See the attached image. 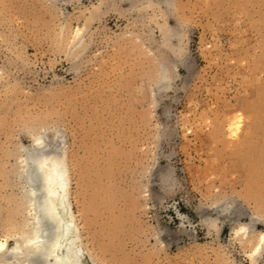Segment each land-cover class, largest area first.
Wrapping results in <instances>:
<instances>
[{
	"label": "rangeland",
	"instance_id": "1",
	"mask_svg": "<svg viewBox=\"0 0 264 264\" xmlns=\"http://www.w3.org/2000/svg\"><path fill=\"white\" fill-rule=\"evenodd\" d=\"M36 132L84 264H264V0H0L9 247Z\"/></svg>",
	"mask_w": 264,
	"mask_h": 264
},
{
	"label": "bare ground",
	"instance_id": "2",
	"mask_svg": "<svg viewBox=\"0 0 264 264\" xmlns=\"http://www.w3.org/2000/svg\"><path fill=\"white\" fill-rule=\"evenodd\" d=\"M79 33L80 30L74 35L75 46L82 38ZM47 146L43 132L32 135L19 171L26 185L21 202L27 207L28 218L13 246L0 240V258L27 264H84L78 226L69 200L64 153L59 146L47 151ZM263 243L264 232H260L253 251L260 249Z\"/></svg>",
	"mask_w": 264,
	"mask_h": 264
}]
</instances>
